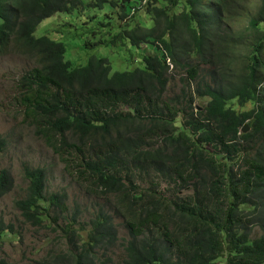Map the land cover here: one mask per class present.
I'll use <instances>...</instances> for the list:
<instances>
[{"label":"trees","instance_id":"16d2710c","mask_svg":"<svg viewBox=\"0 0 264 264\" xmlns=\"http://www.w3.org/2000/svg\"><path fill=\"white\" fill-rule=\"evenodd\" d=\"M91 4L120 9L111 44L152 47L142 68L112 72L95 57L74 67L62 43L35 37L81 0H0V51L34 63L16 85L24 123L88 196L106 200L86 223L70 215L68 248L35 264H264V0ZM136 11L152 26L130 19ZM240 47L250 53L236 69ZM6 148L0 135V156ZM23 177L14 206L27 224L64 217L67 194L48 196L45 168L25 166ZM14 188L1 170L0 199ZM8 234L18 228L0 216V253Z\"/></svg>","mask_w":264,"mask_h":264},{"label":"rangeland","instance_id":"374dc122","mask_svg":"<svg viewBox=\"0 0 264 264\" xmlns=\"http://www.w3.org/2000/svg\"><path fill=\"white\" fill-rule=\"evenodd\" d=\"M81 1L82 6L73 12L57 13L45 19L38 26L35 37L48 36L62 43L65 47L64 60L74 67L84 66L89 58L95 57L106 59L112 72L142 68V56L151 55L152 47L136 48L130 44L121 46L109 42L117 33L118 27L122 25L119 19L120 9H112L109 5L98 9L92 6L93 0ZM249 1L257 0H239L241 5ZM130 12H128L129 15ZM130 19L143 22L142 24L147 28L152 26V20L144 17L141 11L134 12ZM247 22V14L235 20V23L240 24ZM260 28L264 31V24ZM239 49L242 62L236 65V69L244 64V57L250 53L245 47ZM33 67L34 63L25 57L14 53L3 54L0 51V135L7 141V148L0 156V171L7 169L15 181L13 191L0 199V216L4 217L6 222H13L19 231L18 235L8 234L4 237L6 243L0 253V259L10 264H35L37 260L66 250L69 243L65 235L69 229L66 227L68 217L82 213L80 219L86 223L100 205L106 204L105 199L88 196L81 186L65 173L64 164L58 155L24 123L20 108L14 100L16 85L18 80ZM173 87L175 92H178L181 83L177 81ZM208 100L209 98H197L196 104L205 105ZM124 110L127 111V109ZM248 124L246 123L247 126ZM25 166L46 169L48 196L54 193L67 194L64 217H59L57 222L47 218L43 227H34L27 224L20 212L16 210L15 202L27 193L28 183L23 177ZM75 229H78V226H75ZM82 234L86 239L87 232ZM120 237L123 239L126 237L123 229L120 231ZM120 244L121 242L116 248L118 252L121 251ZM219 263L224 264L225 261L221 260Z\"/></svg>","mask_w":264,"mask_h":264},{"label":"water","instance_id":"95a60500","mask_svg":"<svg viewBox=\"0 0 264 264\" xmlns=\"http://www.w3.org/2000/svg\"><path fill=\"white\" fill-rule=\"evenodd\" d=\"M244 134H246V133H248L249 131H250V128H249V126H247L246 124H245V126L242 128V130H241Z\"/></svg>","mask_w":264,"mask_h":264}]
</instances>
